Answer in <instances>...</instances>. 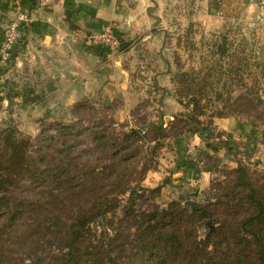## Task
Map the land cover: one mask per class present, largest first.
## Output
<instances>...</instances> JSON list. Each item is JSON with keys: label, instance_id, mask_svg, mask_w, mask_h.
<instances>
[{"label": "rangeland", "instance_id": "374dc122", "mask_svg": "<svg viewBox=\"0 0 264 264\" xmlns=\"http://www.w3.org/2000/svg\"><path fill=\"white\" fill-rule=\"evenodd\" d=\"M175 1L174 15L170 17V14L164 23L162 20L156 23L157 30L154 31L160 35L156 51L151 54L148 51L147 53L137 52V58L132 65L130 74L138 86H146V81L142 79L144 75L141 72L147 61L148 64L153 63L154 66H157L155 68L157 72L167 70L171 78L179 77L186 80L188 86H194V90H199L204 84L208 85L203 101L201 93L200 107L202 105L205 107V114L200 120L204 126L211 129L208 143L215 151L209 149L210 152L202 154L203 167L211 172L208 186L202 189V198L200 195L193 196L198 193L193 190L186 193L179 191L173 195L170 182L172 171L167 165L170 158V155L169 158L167 157L169 147L166 148L171 141L165 139L163 143L166 146L161 149L158 146L159 143L156 145L149 142L151 135L148 134L146 142H133L131 149L121 150L119 140L123 134L139 132V130L147 128L148 124L158 121L157 118L163 115L162 112L157 111V108L152 109L149 108L152 106H145L146 103L151 105L150 101L140 104V108L134 111V121L131 123H116L112 105H98L93 102L77 112L70 110L65 113H47L46 117L40 119L34 128H21L12 122L11 124L6 121L2 122L0 133L6 129H14L20 136L28 138L30 141L29 152L33 158L38 155L43 156L46 162L44 170L48 171L46 175L60 163L66 165L69 170V177H63L68 182H64L61 188L51 191L58 203V215L55 217L59 219L58 226L65 228L73 224L79 216L93 218L97 209L105 208L109 211L106 216V224L109 225L110 236L117 234L119 240L123 236L128 241H132L135 228L131 225V220H124L127 211L137 212L136 214L149 213L155 208H165L171 201L181 200V198H187V201H192L194 204L204 203L206 198H212L214 195L208 191L211 184L222 182L226 174L228 175L230 170L236 168L237 162L256 171L259 174L260 184L264 183L260 177L264 170V125L244 114L226 115L222 118L217 115L218 112L224 110V107L229 108L234 105L235 99L240 93H245L246 89H248L247 92L257 91L264 101V32H261L257 27H249L247 25L249 20L242 15L238 16V20H227L218 28H210L208 27L209 23L203 24L200 1ZM222 37L226 38L229 48L227 55L221 60L215 53L216 48L223 42ZM106 48L109 47L106 46ZM117 49L119 47L115 50ZM109 50L115 51L112 48ZM242 51L243 53L240 54ZM241 58L243 61L240 67L243 69L237 73L235 69L238 68V59ZM155 61L158 63H154ZM255 63L258 65L255 66ZM239 77L242 81L237 80ZM177 90V84L172 83L171 89L164 92L171 93L179 100ZM164 92L163 94H165ZM195 93L192 91L191 96L185 99V102H192ZM218 94L222 95L223 100L229 96L228 104L225 101H218L216 97ZM158 100L161 98L154 100L155 103ZM226 112L224 111L225 114ZM223 120L230 123L227 128L230 131H223L222 128L218 129V126L215 125V122ZM167 122L169 123V121ZM168 123L163 128L167 134L172 136L174 126L169 127ZM53 124L73 125L74 129L83 130L81 137L67 138L71 149L65 151L66 158L56 153L57 150L62 149L61 144L65 139L50 140V137L56 133V129L52 127ZM87 128L89 131H85ZM99 131L106 136L109 145L116 144L114 150L105 151L99 143L93 141L92 132ZM191 136L183 137L179 143L172 142L175 145L173 148L177 149L176 151L184 152L186 156H192ZM229 141L232 142L233 147L231 155L228 156L220 142ZM202 142L204 146L205 143L203 140ZM189 148L192 149L191 153L187 152ZM115 151L116 153L120 151L117 158L112 156ZM221 153L223 155L220 157ZM129 154H135V158L129 162L121 159ZM154 171L163 173L161 176H157L154 175ZM46 186L47 189L50 187V185ZM10 189V195L13 197L27 198L28 200L35 199V195L42 192L38 183L34 184L29 180L20 181L17 186ZM48 198L51 197L48 196ZM15 204L18 203H8L9 207L15 206ZM22 216L26 222H31L25 213ZM207 225L210 227L209 223ZM28 227L27 223H19L16 233H23V230ZM92 228L95 232L96 228L93 225ZM206 232L207 228L202 225L199 229V236L203 238ZM92 235L94 234L92 233ZM50 238L49 235H42L34 246L26 248L22 242L14 244L11 239L13 244L9 245L7 252L11 259L18 260L12 264L28 263L25 262L26 258L32 263L56 264V258L61 253L55 248L56 245L50 246L53 242ZM88 238L92 242L99 239L98 237ZM118 244H120L119 241ZM129 249V245H126V250L124 249L123 252L121 248L114 247L110 256L119 258L117 262L123 263L125 254H130ZM121 254L124 255L119 257ZM79 264H94V259L92 260L89 255H86L82 257Z\"/></svg>", "mask_w": 264, "mask_h": 264}, {"label": "trees", "instance_id": "16d2710c", "mask_svg": "<svg viewBox=\"0 0 264 264\" xmlns=\"http://www.w3.org/2000/svg\"><path fill=\"white\" fill-rule=\"evenodd\" d=\"M222 40L215 53L221 60L225 58L229 48L226 38L222 37ZM242 53L243 51L240 52ZM242 61V58L238 59L239 66L235 69L237 73L243 69L240 67ZM237 80L242 81L240 77ZM171 83L178 86L176 93L181 99L177 101L184 107V111L172 115L171 119L160 115L158 121L148 124L147 128L123 134L119 140L122 151L131 149L133 142H146L148 134L151 135L149 142L156 145L159 143L161 149L166 146L163 143L165 139L171 141L167 144L169 146L172 142H181L185 136L196 135L204 141V149L215 151L208 143L211 129L200 120L205 114V107H200L201 93L203 101L208 85L204 84L199 90H194V86H188L187 81L179 77H172ZM192 91L196 92L192 102H185ZM247 91L248 89L238 95L234 105L218 112V117L244 114L264 125V101L257 91ZM216 97L218 101L227 102L226 104L230 101L229 96L226 100H223L221 94ZM82 108H86L85 104L77 105L74 110L77 112ZM224 111H227L226 114ZM167 123L169 127L174 126L172 136L163 128ZM53 125L56 133L50 140L65 139L61 144L62 149L56 153L66 158L65 151L71 149L67 138L81 137L83 130L74 129L73 125ZM85 131H89L88 128ZM92 135L93 141L99 143L105 151L116 148L115 143L109 145L103 132H92ZM220 143L226 155H231L232 142ZM29 149L28 138L20 136L14 129H6L0 133V264L18 261L11 259L7 252L13 241L14 244L22 242L26 248L34 246L42 235H49L53 241L50 246L56 245L55 248L61 253L56 258V264H79L86 255L94 259V264H264V183L260 184L259 174L247 165L237 162L236 168L230 170L222 182L212 183L208 191L214 195L206 198L204 203L186 206L183 203L187 198H181L171 201L165 208H155L149 213L127 211L124 220H131V225L135 228L133 240L128 241L123 236L119 240L117 234L110 236L109 225L106 224L109 211L105 208L97 209L93 218L79 216L65 228L58 226L59 219L55 218L58 215V203L51 191L68 182L63 177H69V170L60 163L46 175L48 171L44 170L46 162L43 156L33 158ZM119 155L120 151L112 154L113 158ZM134 158L135 154H129L121 159L129 162ZM261 174L263 175L260 177L264 180V170ZM25 180L38 183L42 188L41 194H36L33 200L10 195V188ZM46 185L50 187L47 189ZM198 195L202 198V191L193 194ZM9 202L18 204L9 207ZM23 213L31 220L30 223L24 220ZM19 223H27L29 227L17 234ZM92 225L96 228L95 232ZM202 225L207 228L203 238L199 236ZM88 237L99 239L92 242ZM126 245L130 247V254H125V262L118 263L119 258H111L112 248L119 247L123 252ZM26 261L28 263L25 264H37L27 258Z\"/></svg>", "mask_w": 264, "mask_h": 264}, {"label": "crops", "instance_id": "0c3cea01", "mask_svg": "<svg viewBox=\"0 0 264 264\" xmlns=\"http://www.w3.org/2000/svg\"><path fill=\"white\" fill-rule=\"evenodd\" d=\"M197 1L203 24L210 28L242 15L249 27L264 32L260 0ZM175 4V0H20L17 5L14 0H0V45L5 26L18 9L30 18L10 62L0 60V125L6 121L34 128L47 113H65L92 102L112 105L116 123L133 122V112L148 101L151 105L145 106L157 108L165 118L182 113L184 107L176 97L164 92L172 85L167 70L157 72V66L146 61L141 72L146 86H138L130 74L137 52L156 51L160 40L156 23L173 16ZM104 31L118 39L119 49L111 51L88 38ZM215 125L224 131L230 123L223 120ZM191 137L192 156L176 151L173 143L166 147L173 195L201 192L210 181L211 172L202 163L210 150L204 149L198 136ZM162 173L154 171L157 176Z\"/></svg>", "mask_w": 264, "mask_h": 264}, {"label": "built area", "instance_id": "2783aa9c", "mask_svg": "<svg viewBox=\"0 0 264 264\" xmlns=\"http://www.w3.org/2000/svg\"><path fill=\"white\" fill-rule=\"evenodd\" d=\"M19 5L20 0H14ZM261 7H264V0H260ZM18 13L14 18L8 21L4 29V38L0 45V60L2 63L7 64L12 59L13 50L19 45L22 40V27L26 25L30 18L28 14L18 9ZM91 40L108 46L109 48L116 49L119 47V41L109 31H104L88 36ZM192 149H188V153H191Z\"/></svg>", "mask_w": 264, "mask_h": 264}, {"label": "water", "instance_id": "95a60500", "mask_svg": "<svg viewBox=\"0 0 264 264\" xmlns=\"http://www.w3.org/2000/svg\"><path fill=\"white\" fill-rule=\"evenodd\" d=\"M185 205H190L191 207H193L194 206V203L192 201H186L185 202Z\"/></svg>", "mask_w": 264, "mask_h": 264}]
</instances>
